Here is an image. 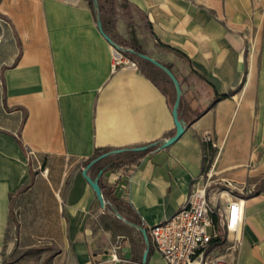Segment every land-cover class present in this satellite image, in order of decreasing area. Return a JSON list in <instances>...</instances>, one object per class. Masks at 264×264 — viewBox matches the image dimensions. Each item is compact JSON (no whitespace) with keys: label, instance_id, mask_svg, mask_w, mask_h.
Returning a JSON list of instances; mask_svg holds the SVG:
<instances>
[{"label":"crops","instance_id":"1","mask_svg":"<svg viewBox=\"0 0 264 264\" xmlns=\"http://www.w3.org/2000/svg\"><path fill=\"white\" fill-rule=\"evenodd\" d=\"M100 6L116 41H136L174 71L186 130L121 162L130 151L104 157L89 173L104 169L106 199L147 226L180 209L201 176L246 184L238 264H264V0ZM0 13L9 24L0 40V264H140L83 169L99 147L171 136L168 95L139 65L114 67L118 52L89 0H0ZM148 264L167 263L153 250Z\"/></svg>","mask_w":264,"mask_h":264},{"label":"built area","instance_id":"2","mask_svg":"<svg viewBox=\"0 0 264 264\" xmlns=\"http://www.w3.org/2000/svg\"><path fill=\"white\" fill-rule=\"evenodd\" d=\"M113 65L138 66V62L118 52ZM205 138L216 145L210 133ZM207 175V179L201 176L194 183L186 202L171 216L149 226L142 222L153 249L167 264H238L246 218L245 195L235 193L230 185L211 194L213 182ZM112 259L119 258L112 254Z\"/></svg>","mask_w":264,"mask_h":264},{"label":"water","instance_id":"3","mask_svg":"<svg viewBox=\"0 0 264 264\" xmlns=\"http://www.w3.org/2000/svg\"><path fill=\"white\" fill-rule=\"evenodd\" d=\"M93 5H94V9L96 10L98 27H99L101 33L114 46V48L120 53L130 52V53H133V54L140 56L141 58H143L145 60L152 62L155 66H157L158 68L163 70L169 76V78L171 79V81L174 84L175 91H176V96H175V100H174L173 107H172V114L174 117L176 130L171 136L165 138L162 141L157 140V141L149 142V143L143 144V145L116 147V148L106 150V151L101 152L100 154L96 155L95 157H93L85 165V167L83 169V174L87 178V180L89 181L91 186L93 187L94 191L96 192V195H97L98 200L100 201V204L103 207L110 205L112 208V211L119 218H121L122 220H124L125 222H127L128 224H130L131 226H133L134 228L138 229L141 232L145 247H144V250L142 253V259H141L140 264H148L149 263V254H150L151 247H152V242H151V238H150V235L148 233L147 227L142 223H138L134 220H131V219L125 217L118 210V208L115 205L111 204L106 199V197L104 196L102 187L99 183V177L104 172V169H101L99 172V175L96 177H93L89 173V169L91 168V166L95 162H97L100 159L107 157L109 155L121 153V152H125V151H144V150H147L150 147L158 145V144L160 147H166V146L172 144L173 142H175L177 139H179L181 137V135L184 133V131L186 130V120L184 119V117L181 116V111H180V104L182 101L183 89H182L180 80L178 79V77L176 76L174 71L171 69V67L168 66L166 63H164L161 60L155 58L154 56L148 54L147 52L139 51L132 46H126V45H123V44L119 43L118 41H116L104 28L102 17H101L100 0H93Z\"/></svg>","mask_w":264,"mask_h":264},{"label":"rangeland","instance_id":"4","mask_svg":"<svg viewBox=\"0 0 264 264\" xmlns=\"http://www.w3.org/2000/svg\"><path fill=\"white\" fill-rule=\"evenodd\" d=\"M8 29H9L8 21L0 13V40L4 39L6 37V35L9 32ZM142 62H143L142 64H143L144 69H146V71L148 73H150L152 76H154L160 83L164 84V86L166 88H168V90L170 92L173 90L172 84L167 79V77H165L160 71H158L160 69L157 70L154 67H152L150 64H148L147 62H145V61H142ZM1 85H2V83H1V71H0V89H1ZM252 166H254V161L251 163L250 167H252ZM212 178L215 179L214 175L211 176V179ZM219 181L220 182L217 181V183H213V185H212L213 188L210 189L211 194L218 191V190H222L224 187L228 186L229 183H230V189L232 188L235 193L244 194L246 189H247L246 184H244L242 182L239 183L238 181H235L231 178H230V182L229 181H223V180H219ZM224 182H226V183H224ZM105 208H107L108 211L110 212L109 216L115 220V222L117 224V228L122 230L123 232H125L129 236V239L131 240L133 247L137 248L139 250V254L141 255L143 250H144V247H145L141 232L134 227H130V226L125 225V223H122V227L119 226L118 220H122V219L119 218L112 211L110 205H107ZM208 229L211 232V227H209Z\"/></svg>","mask_w":264,"mask_h":264},{"label":"trees","instance_id":"5","mask_svg":"<svg viewBox=\"0 0 264 264\" xmlns=\"http://www.w3.org/2000/svg\"><path fill=\"white\" fill-rule=\"evenodd\" d=\"M89 3H90V5L92 6V8L94 9V5H93V0H89ZM95 10V9H94ZM96 11V10H95ZM148 25H150V23H148ZM131 46L132 47H134V48H136L137 50H139V51H142V52H144V50H143V48L139 45V43H137L136 41H132V43H131ZM126 55H128V56H130V57H132L133 59H135V60H137V62H138V65H139V67L143 70V71H145V69L140 65V63L139 62H142V61H145V62H147L148 64H150L152 67H154L155 69H159L157 66H155L152 62H150V61H148V60H145V59H143V58H141L140 56H138V55H136V54H133V53H130V52H124ZM157 67V68H156ZM158 71H160L161 72V69L160 70H158ZM162 73V72H161ZM146 74L148 75V76H150V78H152L153 80H154V82L166 93V95H168V100H169V103H170V106L171 107H173V103H174V100H175V96H176V91H175V87H174V84H173V82L171 81V84H172V87H173V90L170 92V91H168L164 86H162V84L154 77V76H152L150 73H148V72H146ZM163 75H164V73H162ZM165 77H166V75H164ZM167 79H168V77H167ZM169 81H170V79H168ZM224 95H226V94H224ZM222 95H219V96H217L216 97V99L217 98H219V97H221ZM181 106H182V101H181V104H180V111H181ZM141 145H143V144H141ZM157 147V145H155V146H152V147H150L149 149H147V150H144V151H141V152H126V153H121V154H117V156H116V158H118L119 160H120V162H121V160L123 159V157H129V156H137V155H139V154H145L147 151H149V150H152V149H154V148H156ZM109 149H112L111 147H109V146H105V147H99V148H97L96 149V151H95V153H94V155H93V157H95L96 155H98V154H100L101 152H104V151H106V150H109ZM92 157V158H93ZM92 158H90V160L92 159ZM134 221H136V222H138V223H142V221L140 220V219H133ZM153 246L151 247V251H150V254H149V258H150V256H151V254L153 253Z\"/></svg>","mask_w":264,"mask_h":264}]
</instances>
